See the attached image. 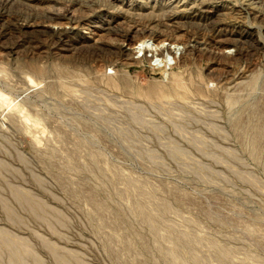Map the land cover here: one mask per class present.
<instances>
[{
    "label": "rangeland",
    "instance_id": "obj_1",
    "mask_svg": "<svg viewBox=\"0 0 264 264\" xmlns=\"http://www.w3.org/2000/svg\"><path fill=\"white\" fill-rule=\"evenodd\" d=\"M169 252L264 264V0H0V264Z\"/></svg>",
    "mask_w": 264,
    "mask_h": 264
},
{
    "label": "bare ground",
    "instance_id": "obj_2",
    "mask_svg": "<svg viewBox=\"0 0 264 264\" xmlns=\"http://www.w3.org/2000/svg\"><path fill=\"white\" fill-rule=\"evenodd\" d=\"M149 40H150V42L152 41L153 43V45L151 46V44H149L147 41H143L142 42V44H140L139 46H138V48H139V50L140 51H146V54H147V51H152V52H154L153 54L154 55H157L158 54V56H159V53H163V51H174L173 50V48H175V47H177L178 45L176 44V43H171V41L170 42H168L169 40H162V41H160V42H154V41H156V38L153 36V37H151V38H149ZM165 42H167V43H165ZM173 45H177V46H173ZM173 47V48H172ZM137 48V49H138ZM179 48V47H178ZM179 51V50H178ZM178 51H176V54H178L177 52ZM138 53V52H137ZM166 53V52H165ZM168 53V52H167ZM171 53V52H170ZM190 53V52H189ZM149 54V53H148ZM172 54V53H171ZM176 54H175V56H176ZM150 55H151V53H150ZM163 55V54H162ZM167 55H169V54H167ZM151 57V56H150ZM171 57H173V56H171ZM154 58H155V56H154ZM165 58H166V56H165ZM146 59H147V57H146ZM159 59V58H158ZM157 58H156V61L158 60ZM167 59V58H166ZM168 59H169V57H168ZM143 60V59H142ZM150 60V59H149ZM148 60V61H149ZM152 60V59H151ZM173 60H174V57L172 58V61H171V59H170V61L171 62H173ZM161 63V62H160ZM255 129H256V132H255V134H254V137H253V141H252V144H253V149H252V152H253V154H255L254 156L255 157H258V155H259V153H260V150H261V143H262V137H261V134H260V132H259V128L256 126L255 127ZM142 198V197H141ZM140 199V198H139ZM139 203V202H138ZM144 204H145V202H144ZM139 205V208H140V210L142 211V213H144V218L149 222V225H151V227H153V225H154V222H153V217L154 216H152L151 215V213L149 212H146L145 211V208H144V206H143V204H142V202L141 203H139L138 204ZM150 209V208H149ZM175 235V234H174ZM2 236V235H1ZM3 239V242H4V244H6L9 248H10V251H11V253L13 254L12 255V257L14 256V257H16V259L19 257V255L17 254V252H16V249H17V246L13 243V242H11L12 240H9V239H7L6 237H2ZM178 239V241H179V243H182V238H177ZM189 239V238H188ZM187 239V240H188ZM189 241V240H188ZM194 241V240H193ZM192 241V242H193ZM185 242V241H184ZM190 243H191V241H189ZM195 242V241H194ZM187 243V242H186ZM185 243V244H186ZM189 244V243H188ZM187 245V244H186ZM188 246V245H187ZM190 246V245H189ZM188 246V247H189ZM197 246V245H196ZM187 247V248H188ZM189 250H193V249H190V248H188ZM187 249V250H188ZM221 249V248H220ZM186 250V251H187ZM189 252V251H188ZM167 253V252H166ZM191 253H193V252H191ZM190 253V254H191ZM228 253V251L226 250V249H224V248H222L221 249V251H220V254L224 257L226 254ZM169 254H171L170 252H169ZM172 255V263L173 264H182V262L179 260L180 258H178L177 257V254L176 253H172L171 254ZM192 256H193V254H191ZM197 255V254H196ZM196 255L194 254V257L196 258ZM229 255V254H228ZM193 257V258H194ZM194 258V260H196ZM198 258V257H197ZM171 259V258H170ZM201 260V259H200ZM197 262V261H196Z\"/></svg>",
    "mask_w": 264,
    "mask_h": 264
}]
</instances>
